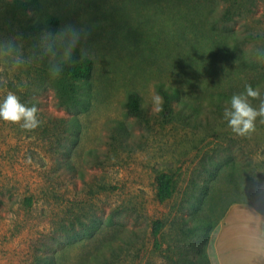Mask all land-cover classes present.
I'll return each instance as SVG.
<instances>
[{
	"label": "rangeland",
	"instance_id": "374dc122",
	"mask_svg": "<svg viewBox=\"0 0 264 264\" xmlns=\"http://www.w3.org/2000/svg\"><path fill=\"white\" fill-rule=\"evenodd\" d=\"M40 1L58 28L36 32L32 8L0 0V38L22 36L25 54L37 53L19 69L0 61V102L14 92L41 120L33 131L0 120V264H186L193 243L213 264L214 236L193 237V219L220 222L244 204L240 191L264 199V122L238 136L223 115L230 102L210 97L257 79L243 62L264 57V0ZM67 26L83 33L72 59L94 60L74 107L61 104V74L54 80L43 56L44 38ZM131 92L141 99L136 114ZM162 173L173 178L164 203ZM242 207L223 236H244L245 258L264 263L257 218Z\"/></svg>",
	"mask_w": 264,
	"mask_h": 264
},
{
	"label": "clouds",
	"instance_id": "9594fccd",
	"mask_svg": "<svg viewBox=\"0 0 264 264\" xmlns=\"http://www.w3.org/2000/svg\"><path fill=\"white\" fill-rule=\"evenodd\" d=\"M82 35V30L67 26L57 37H53L51 42L48 41V37L44 38L43 56L48 58L52 77L58 78L63 71V64L72 60ZM36 55L34 51L29 55L25 54L22 36L0 38V61L12 69H19L30 63ZM256 100H259L258 107L252 103ZM153 103L156 111L163 110V97L154 96ZM39 111L40 109L34 104L29 106L28 103H22L20 97L11 91L0 102V120L19 124L27 131L40 127ZM223 115L236 135L245 137L254 133L257 119L260 118L261 122H264V95L261 89L254 88L250 84L245 85L243 92L233 94L230 106L224 109Z\"/></svg>",
	"mask_w": 264,
	"mask_h": 264
},
{
	"label": "trees",
	"instance_id": "16d2710c",
	"mask_svg": "<svg viewBox=\"0 0 264 264\" xmlns=\"http://www.w3.org/2000/svg\"><path fill=\"white\" fill-rule=\"evenodd\" d=\"M6 4H15V8L20 12H28L29 9H33L36 16L34 17L36 23H31L32 29L36 32H42L43 27H52L58 28L61 24V19L53 14L44 13L41 7L40 0H13L12 2L4 0ZM231 37L235 41H238L239 38L236 34H232ZM230 37V38H231ZM245 63L251 67L253 74L257 77L250 85L255 87H262L264 84V57L258 60L250 61V63ZM94 70V60L90 57L83 56L80 59H72L71 61L63 64V71L61 77L55 81V87L57 89V94L60 98L61 104L67 107H74L83 102L82 99V86L81 83L90 79ZM55 80L56 78L53 77ZM245 89V88H244ZM242 89V92L244 91ZM233 94L236 93H227L220 92L218 94H213L210 97L215 103L218 102V106H222L224 101H229ZM169 100L170 96H166ZM141 105V99L137 92H131L128 97V113L136 114L139 111ZM232 178L234 174L232 173ZM157 199L159 202L164 203L168 201L173 195V178L168 173H162L157 176ZM239 203H244L255 208L259 213L264 215V199L261 196L251 193L239 192ZM29 200V199H28ZM30 202V200H29ZM195 225L190 228L191 235L205 241H209L211 234L219 223L217 221L213 222L209 218H196L193 219ZM163 228V223L160 220H157L153 226V235L158 237ZM196 254V259L191 257V254ZM186 258V264H211L208 254L205 252V248L198 247L195 243L187 247L183 252L182 257Z\"/></svg>",
	"mask_w": 264,
	"mask_h": 264
},
{
	"label": "crops",
	"instance_id": "0c3cea01",
	"mask_svg": "<svg viewBox=\"0 0 264 264\" xmlns=\"http://www.w3.org/2000/svg\"><path fill=\"white\" fill-rule=\"evenodd\" d=\"M237 205L245 207L250 214H255L257 222L259 224L258 230L261 233V236L264 238V215L259 213L252 206L244 204H236L232 206L225 214L224 218L216 225L214 231L212 232V237L214 240L212 244V250L214 251L215 259H212L213 264H264V263H255L254 260L246 259L242 250H245V237L240 236L236 238L233 233L224 235V223L226 219L234 213V208ZM242 207V208H243ZM237 239V240H236ZM239 248V249H238ZM243 248V249H242ZM238 249V250H237ZM238 256V257H237Z\"/></svg>",
	"mask_w": 264,
	"mask_h": 264
},
{
	"label": "bare ground",
	"instance_id": "6f19581e",
	"mask_svg": "<svg viewBox=\"0 0 264 264\" xmlns=\"http://www.w3.org/2000/svg\"><path fill=\"white\" fill-rule=\"evenodd\" d=\"M237 206H238V205H237ZM244 208H245V207H244ZM247 213H248V212H247ZM239 214H240V213H239ZM249 214H250V213H249ZM249 214H248V216L251 215V214H250V215H249ZM254 215H255V214H254ZM243 219H245V218H243ZM226 223H227V222H226ZM245 224H247V223L245 222ZM225 225H226V224H225ZM230 225H231V224H230ZM230 225H228V226H230ZM247 225H248V224H247ZM247 225H246V226H247ZM257 226H258V225H257ZM255 231H256V229H255ZM256 232H257V231H256ZM256 234H257V233H256ZM256 237H257V236H256ZM257 238H258V237H257ZM249 239H250V238H249ZM251 240H253V239H251ZM251 240H250V241H251ZM258 241H259V240H258ZM261 241H263V240H261ZM263 242H264V241H263ZM246 243H247V245H248L249 242H246ZM260 243H262V242H260ZM256 244H258V243H256ZM247 245H246V246H247ZM249 245H250V243H249ZM259 246H260V245H259ZM245 248H246V247H245ZM238 249H239V248H238ZM238 249H237V250H238ZM256 249H257V248H256ZM258 249H259V248H258ZM260 249H261V248H260ZM260 251H261V250H260ZM260 251H259V252H260ZM261 252H262V251H261ZM261 252H260V253H261ZM254 254H255V252H254ZM255 255H256V254H255ZM257 255H258V254H257ZM259 256H260V255H259ZM237 257H238V256H237ZM258 258H259V257H258ZM253 259H254V258H253ZM259 259H261V258H259ZM255 260H256V259H255ZM260 261H262V260H260Z\"/></svg>",
	"mask_w": 264,
	"mask_h": 264
}]
</instances>
